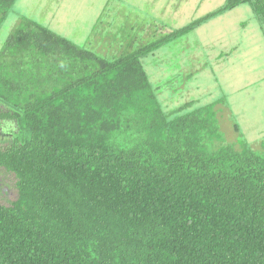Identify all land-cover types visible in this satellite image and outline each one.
<instances>
[{"label":"trees","instance_id":"trees-1","mask_svg":"<svg viewBox=\"0 0 264 264\" xmlns=\"http://www.w3.org/2000/svg\"><path fill=\"white\" fill-rule=\"evenodd\" d=\"M242 5L264 27V0H225L112 57L23 19L0 50V167L17 191L0 202V264H264V140L225 97L166 109L143 64Z\"/></svg>","mask_w":264,"mask_h":264},{"label":"rangeland","instance_id":"rangeland-1","mask_svg":"<svg viewBox=\"0 0 264 264\" xmlns=\"http://www.w3.org/2000/svg\"><path fill=\"white\" fill-rule=\"evenodd\" d=\"M223 3L225 0H16L0 26V50L25 18L102 56H117L185 26ZM220 54L223 56L217 58ZM143 64L151 82L159 87L157 94L166 109L190 100L205 106L225 97L243 137L252 145L264 140V27L248 6L237 7L162 46L143 58ZM228 112H218L227 143L237 137ZM14 181L0 167V202L4 205L16 199Z\"/></svg>","mask_w":264,"mask_h":264},{"label":"crops","instance_id":"crops-1","mask_svg":"<svg viewBox=\"0 0 264 264\" xmlns=\"http://www.w3.org/2000/svg\"><path fill=\"white\" fill-rule=\"evenodd\" d=\"M250 83V82H249ZM252 83V82H251ZM248 86V85H247Z\"/></svg>","mask_w":264,"mask_h":264}]
</instances>
